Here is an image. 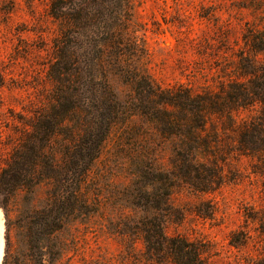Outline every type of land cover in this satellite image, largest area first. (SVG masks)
I'll use <instances>...</instances> for the list:
<instances>
[{
    "label": "trees",
    "instance_id": "16d2710c",
    "mask_svg": "<svg viewBox=\"0 0 264 264\" xmlns=\"http://www.w3.org/2000/svg\"><path fill=\"white\" fill-rule=\"evenodd\" d=\"M47 11L58 28L46 73L51 89L22 120L24 130L0 170L2 209L20 192L50 187L27 216L26 264H55L62 252L56 234L88 213L81 189L113 132L129 152L128 198L146 213L134 228L125 226L142 236L145 260L207 264L201 244L163 233L162 218L172 212L168 197L176 181L213 190L223 179L219 166L233 154L255 162L251 169L264 191V59L244 60L239 78L217 91L163 88L149 72L133 0H48ZM254 43L264 53V38ZM110 78L129 88L126 101ZM256 105L255 116L238 120L240 111ZM163 145L167 170L156 156Z\"/></svg>",
    "mask_w": 264,
    "mask_h": 264
},
{
    "label": "rangeland",
    "instance_id": "374dc122",
    "mask_svg": "<svg viewBox=\"0 0 264 264\" xmlns=\"http://www.w3.org/2000/svg\"><path fill=\"white\" fill-rule=\"evenodd\" d=\"M133 5L149 72L163 88L217 91L239 78L244 60L263 62L254 42L264 38V0H133ZM47 9L48 0H0V170L24 130L22 120L51 89L46 73L58 28ZM109 83L120 101L131 96L115 78ZM259 110L253 106L237 118L249 119ZM124 150L119 132H113L81 189L88 213L56 234L62 252L55 264H155L144 258L142 236L125 227L134 228L146 213L128 198L134 176ZM156 156L169 169L168 146ZM254 164L229 156L219 166L221 184L208 192L176 181L163 233L201 244L207 264H264V191ZM49 188L20 192L0 208V264L6 252L5 264H26L27 216L40 208Z\"/></svg>",
    "mask_w": 264,
    "mask_h": 264
},
{
    "label": "bare ground",
    "instance_id": "6f19581e",
    "mask_svg": "<svg viewBox=\"0 0 264 264\" xmlns=\"http://www.w3.org/2000/svg\"><path fill=\"white\" fill-rule=\"evenodd\" d=\"M2 226L0 225V234H1V232H2V228H1ZM0 242H1V235H0ZM0 258H1V253H0Z\"/></svg>",
    "mask_w": 264,
    "mask_h": 264
}]
</instances>
